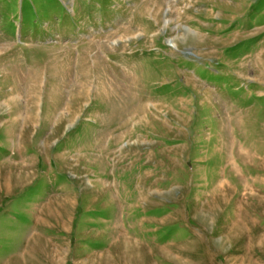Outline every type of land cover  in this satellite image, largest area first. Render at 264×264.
<instances>
[{
    "label": "rangeland",
    "instance_id": "374dc122",
    "mask_svg": "<svg viewBox=\"0 0 264 264\" xmlns=\"http://www.w3.org/2000/svg\"><path fill=\"white\" fill-rule=\"evenodd\" d=\"M0 264H264V0H0Z\"/></svg>",
    "mask_w": 264,
    "mask_h": 264
}]
</instances>
